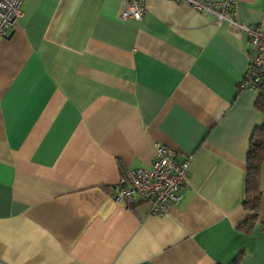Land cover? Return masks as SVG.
Segmentation results:
<instances>
[{
  "label": "crops",
  "instance_id": "crops-1",
  "mask_svg": "<svg viewBox=\"0 0 264 264\" xmlns=\"http://www.w3.org/2000/svg\"><path fill=\"white\" fill-rule=\"evenodd\" d=\"M238 21L264 30V0ZM28 0L0 39V264H264L261 206L247 198L259 90L241 91L249 36L187 4ZM193 156L168 213L113 189L156 147Z\"/></svg>",
  "mask_w": 264,
  "mask_h": 264
},
{
  "label": "built area",
  "instance_id": "built-area-1",
  "mask_svg": "<svg viewBox=\"0 0 264 264\" xmlns=\"http://www.w3.org/2000/svg\"><path fill=\"white\" fill-rule=\"evenodd\" d=\"M28 0H0V39H7L12 28L22 17V7ZM123 6V21H142L146 14V0H119ZM187 4L198 13L212 18L217 24L228 23L244 31L250 40L252 58L241 91L257 90L264 83V30L238 21L236 5L239 0H171ZM193 156L185 157L164 145L156 147L149 167L128 170L113 189L115 201L128 208L147 203L150 213L163 216L171 205L182 198V191L190 185Z\"/></svg>",
  "mask_w": 264,
  "mask_h": 264
},
{
  "label": "trees",
  "instance_id": "trees-1",
  "mask_svg": "<svg viewBox=\"0 0 264 264\" xmlns=\"http://www.w3.org/2000/svg\"><path fill=\"white\" fill-rule=\"evenodd\" d=\"M259 97L256 103L257 109L264 115V83L261 84ZM264 163V120L256 125L250 139L249 150L247 154V198L244 207L255 214L253 220H248L240 227L241 231L251 233L256 224V218L261 206V173ZM238 256L232 264H239Z\"/></svg>",
  "mask_w": 264,
  "mask_h": 264
}]
</instances>
